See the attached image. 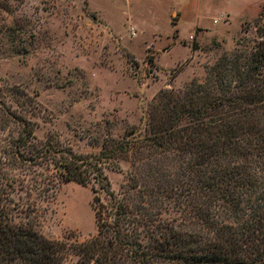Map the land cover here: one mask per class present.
Here are the masks:
<instances>
[{
	"label": "rangeland",
	"instance_id": "374dc122",
	"mask_svg": "<svg viewBox=\"0 0 264 264\" xmlns=\"http://www.w3.org/2000/svg\"><path fill=\"white\" fill-rule=\"evenodd\" d=\"M189 1L194 7L184 15ZM262 6L264 0H0V209L9 221L68 245L95 236L98 177L81 185L58 165L123 143L128 151L99 164L118 199L146 224L144 243L154 245L158 227L204 242L208 216L214 228L239 225L206 201L202 184L213 162L200 164L176 144L140 143L152 105L157 119L166 112L156 101L161 92L184 95L226 55L227 66L251 65L264 38L255 27ZM259 176L264 183V172ZM77 259L70 250L63 264Z\"/></svg>",
	"mask_w": 264,
	"mask_h": 264
},
{
	"label": "trees",
	"instance_id": "16d2710c",
	"mask_svg": "<svg viewBox=\"0 0 264 264\" xmlns=\"http://www.w3.org/2000/svg\"><path fill=\"white\" fill-rule=\"evenodd\" d=\"M263 17L264 6L255 25L261 36ZM226 63L227 55L209 69L204 83L193 80L184 95L161 92L156 101L166 112L157 119L152 105L140 144L167 149L176 144L196 154L200 164L213 162L202 184L206 201L218 204L239 225L214 228L208 216L204 242L193 234L158 227L154 245L144 243V223L118 199L99 164L109 154L130 149L116 142V150L105 147L100 156L71 155L58 165L67 180L81 185L98 177L93 190L96 235L76 245L49 240L11 223L0 209V264H63L70 250L78 256L75 264H264V183L259 179L264 172V38L246 70L237 62ZM26 137H33V131Z\"/></svg>",
	"mask_w": 264,
	"mask_h": 264
},
{
	"label": "crops",
	"instance_id": "0c3cea01",
	"mask_svg": "<svg viewBox=\"0 0 264 264\" xmlns=\"http://www.w3.org/2000/svg\"><path fill=\"white\" fill-rule=\"evenodd\" d=\"M262 5H263V4H262ZM193 7H194L193 4H191V1H189L188 11H185L183 14H184V15H188V14H190V11H191V9H192ZM174 13H175V12L172 13V18H173V14H174ZM225 15H226V14H223V17H224ZM226 16H227V15H226ZM178 18H179V14H178ZM178 18L174 19V22L177 23ZM216 21H218V20H214V22H216ZM171 23H172V19H171ZM176 26H177V24H176ZM201 28H202V27H201ZM177 32H179V31H177Z\"/></svg>",
	"mask_w": 264,
	"mask_h": 264
},
{
	"label": "water",
	"instance_id": "95a60500",
	"mask_svg": "<svg viewBox=\"0 0 264 264\" xmlns=\"http://www.w3.org/2000/svg\"><path fill=\"white\" fill-rule=\"evenodd\" d=\"M62 169V167H60Z\"/></svg>",
	"mask_w": 264,
	"mask_h": 264
}]
</instances>
